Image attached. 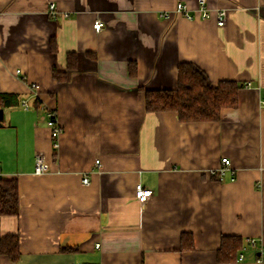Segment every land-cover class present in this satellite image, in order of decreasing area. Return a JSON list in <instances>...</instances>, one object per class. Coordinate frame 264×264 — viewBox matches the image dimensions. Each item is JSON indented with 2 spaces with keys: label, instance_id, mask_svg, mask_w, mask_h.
<instances>
[{
  "label": "crops",
  "instance_id": "obj_1",
  "mask_svg": "<svg viewBox=\"0 0 264 264\" xmlns=\"http://www.w3.org/2000/svg\"><path fill=\"white\" fill-rule=\"evenodd\" d=\"M51 3L69 16L51 17ZM178 3L191 14L200 7L199 0H0V94L18 100L0 99V177L18 181L20 200L18 218L0 216V239L16 233L21 242L20 259L0 256V264H257L264 0H206L214 11L208 20L177 14ZM69 52L77 56L72 71ZM181 62L202 68L213 86L242 85L238 107L218 122L148 113L142 88L175 89ZM55 69L67 71L64 80ZM49 109L63 128L57 151ZM38 153L50 166L43 175L34 173ZM223 158L231 166L221 175ZM138 184L153 190L145 204L136 199ZM183 233L194 249H182ZM223 236L244 239L243 261L219 262Z\"/></svg>",
  "mask_w": 264,
  "mask_h": 264
},
{
  "label": "trees",
  "instance_id": "obj_2",
  "mask_svg": "<svg viewBox=\"0 0 264 264\" xmlns=\"http://www.w3.org/2000/svg\"><path fill=\"white\" fill-rule=\"evenodd\" d=\"M52 51L56 50L55 40H51ZM77 56L75 52L67 55L68 71L75 70ZM130 75L137 73L136 62L129 65ZM67 71L54 70L58 81L65 79ZM243 86L234 81H222L213 86L207 73L190 62L178 65V84L175 89L150 90L144 92L145 109L148 113L174 112L181 123L218 122L224 109L238 107V93ZM4 105H18L14 95L0 94ZM19 186L16 179L0 177V216L3 218L19 217ZM182 249H194V239L191 234L183 233ZM245 241L239 236H223L218 250L220 263H232L238 260L239 252ZM0 256L17 262L21 256V242L18 234H8L0 239Z\"/></svg>",
  "mask_w": 264,
  "mask_h": 264
},
{
  "label": "built area",
  "instance_id": "obj_3",
  "mask_svg": "<svg viewBox=\"0 0 264 264\" xmlns=\"http://www.w3.org/2000/svg\"><path fill=\"white\" fill-rule=\"evenodd\" d=\"M200 7L197 9L195 14H191L186 6L182 3H178L176 7V13L179 15H182L186 17L188 20H194L195 18L201 19V20H208L213 17L214 11L210 10L207 5H206V0H199ZM48 14L53 17H63L67 18L69 15L67 13L60 12L56 5L54 3H51L49 5L48 9ZM216 19L218 21L219 25H224L227 20V11L226 10H220L216 12ZM94 30L99 33L105 28V23L98 18L94 24H93ZM21 71L18 70L17 73H20ZM250 84H248L249 86ZM32 89H37L36 84H32ZM262 107H264V99L261 101ZM22 106L28 108V103L26 101H23ZM47 115H48V122L47 125L51 129V136H52V145L54 150H59L60 147V136L63 132V128L58 122L57 119V114L55 110L49 109L47 110ZM222 163L224 164V168L220 169V174L223 175L228 167L231 166V162L228 158H223ZM96 167L100 168L101 167V162L100 160L96 161ZM50 171V166L47 162V158L44 154L38 153L36 154L35 158V174L36 175H43L46 174ZM232 179L235 177V173H231ZM83 183L85 185H89V177L85 176L83 178ZM136 199L140 204H145L147 203L154 195L153 190L150 188L144 187L141 184H138L136 186ZM247 244L249 247H252L254 249H257V241L255 239H249L247 241ZM100 244L96 245V248H99ZM245 248L243 249V252L240 253L238 260L243 261L245 259V254H244ZM73 264H82V263H73ZM257 264H264V247L260 249V255L257 258Z\"/></svg>",
  "mask_w": 264,
  "mask_h": 264
},
{
  "label": "water",
  "instance_id": "obj_4",
  "mask_svg": "<svg viewBox=\"0 0 264 264\" xmlns=\"http://www.w3.org/2000/svg\"><path fill=\"white\" fill-rule=\"evenodd\" d=\"M2 116V110L0 111V117Z\"/></svg>",
  "mask_w": 264,
  "mask_h": 264
}]
</instances>
